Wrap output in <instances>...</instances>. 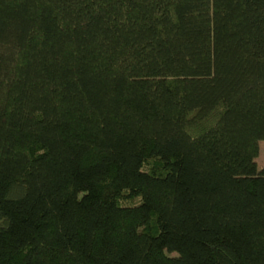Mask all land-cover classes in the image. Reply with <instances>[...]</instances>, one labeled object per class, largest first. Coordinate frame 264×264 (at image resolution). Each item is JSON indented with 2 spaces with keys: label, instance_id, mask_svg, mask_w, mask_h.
I'll return each instance as SVG.
<instances>
[{
  "label": "trees",
  "instance_id": "obj_1",
  "mask_svg": "<svg viewBox=\"0 0 264 264\" xmlns=\"http://www.w3.org/2000/svg\"><path fill=\"white\" fill-rule=\"evenodd\" d=\"M264 0H0V264H264Z\"/></svg>",
  "mask_w": 264,
  "mask_h": 264
},
{
  "label": "rangeland",
  "instance_id": "obj_2",
  "mask_svg": "<svg viewBox=\"0 0 264 264\" xmlns=\"http://www.w3.org/2000/svg\"><path fill=\"white\" fill-rule=\"evenodd\" d=\"M259 167L264 166V141L260 143V153L257 158Z\"/></svg>",
  "mask_w": 264,
  "mask_h": 264
}]
</instances>
